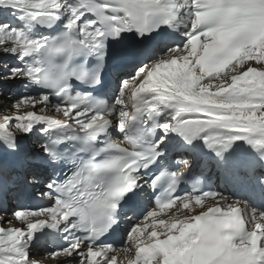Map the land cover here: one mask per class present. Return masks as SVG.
Here are the masks:
<instances>
[{"label":"snow or ice","instance_id":"snow-or-ice-1","mask_svg":"<svg viewBox=\"0 0 264 264\" xmlns=\"http://www.w3.org/2000/svg\"><path fill=\"white\" fill-rule=\"evenodd\" d=\"M0 55V264H264V0H0Z\"/></svg>","mask_w":264,"mask_h":264},{"label":"bare ground","instance_id":"bare-ground-1","mask_svg":"<svg viewBox=\"0 0 264 264\" xmlns=\"http://www.w3.org/2000/svg\"><path fill=\"white\" fill-rule=\"evenodd\" d=\"M2 55H0V57H1ZM4 105V107H9L10 108V106H8V105H6V104H3ZM17 226H19V223L17 222ZM55 262V261H54Z\"/></svg>","mask_w":264,"mask_h":264},{"label":"rangeland","instance_id":"rangeland-1","mask_svg":"<svg viewBox=\"0 0 264 264\" xmlns=\"http://www.w3.org/2000/svg\"><path fill=\"white\" fill-rule=\"evenodd\" d=\"M7 105V104H6ZM0 108H2V107H0ZM4 108V107H3Z\"/></svg>","mask_w":264,"mask_h":264}]
</instances>
